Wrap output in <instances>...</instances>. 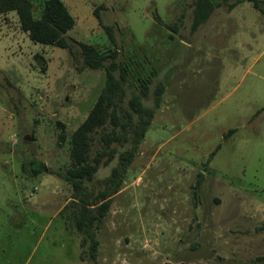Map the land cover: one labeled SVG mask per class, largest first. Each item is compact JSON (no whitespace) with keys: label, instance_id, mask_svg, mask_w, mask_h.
<instances>
[{"label":"rangeland","instance_id":"obj_1","mask_svg":"<svg viewBox=\"0 0 264 264\" xmlns=\"http://www.w3.org/2000/svg\"><path fill=\"white\" fill-rule=\"evenodd\" d=\"M45 1L32 0L35 17ZM62 1L75 19L70 48L37 43L16 11L0 14V264H264V0H210L197 27L199 0ZM81 43L118 51L125 106L144 83L147 105L165 86L96 227L95 257L58 174L106 85ZM34 158L48 170L34 174ZM117 163L100 167L96 193Z\"/></svg>","mask_w":264,"mask_h":264},{"label":"trees","instance_id":"obj_2","mask_svg":"<svg viewBox=\"0 0 264 264\" xmlns=\"http://www.w3.org/2000/svg\"><path fill=\"white\" fill-rule=\"evenodd\" d=\"M245 0L231 4L234 8ZM259 7V0H249ZM214 5L210 0H199L195 9L194 26L205 22ZM32 0H0V14L16 11L22 28L30 38L42 44L61 48L71 45L66 33L74 26L75 19L62 0H46L42 14L35 17ZM98 13V12H97ZM101 20V16L98 13ZM102 21V20H101ZM112 32V27H107ZM84 65L106 70V85L87 118L72 136V165L65 173L58 174L74 187L73 219L77 229L84 234L82 245L90 242L91 256L95 257L99 247L96 227L104 220L112 206V197L120 191L126 172L134 160L140 145L160 107L165 86L160 83L155 90L153 105H147L150 85L144 83L140 93L134 94L125 106L128 73L118 61V51L102 54L94 45L81 43ZM101 131L100 144L93 154L95 133ZM111 175L104 180L105 188L99 192L91 187L96 173L102 165L108 166L115 159ZM28 165L34 174L48 170L44 161L30 159Z\"/></svg>","mask_w":264,"mask_h":264},{"label":"water","instance_id":"obj_3","mask_svg":"<svg viewBox=\"0 0 264 264\" xmlns=\"http://www.w3.org/2000/svg\"><path fill=\"white\" fill-rule=\"evenodd\" d=\"M25 139H26V140H32V137L29 136V135H27V136L25 137Z\"/></svg>","mask_w":264,"mask_h":264}]
</instances>
